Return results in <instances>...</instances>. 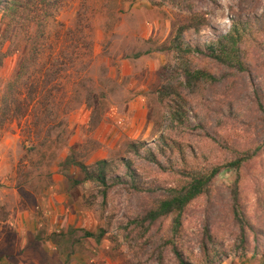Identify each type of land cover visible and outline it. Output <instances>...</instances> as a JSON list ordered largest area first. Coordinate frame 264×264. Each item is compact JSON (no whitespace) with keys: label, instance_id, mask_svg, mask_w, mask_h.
Wrapping results in <instances>:
<instances>
[{"label":"rangeland","instance_id":"rangeland-1","mask_svg":"<svg viewBox=\"0 0 264 264\" xmlns=\"http://www.w3.org/2000/svg\"><path fill=\"white\" fill-rule=\"evenodd\" d=\"M9 1L0 6V264H179L177 248L194 264H263L264 247L256 253L254 234L242 235L233 192L240 180L241 205L264 228V124L255 104L258 87L264 96V50L248 47L254 73L198 97L175 70L183 121L171 115L174 98H161L169 84L161 72L177 68L169 47L180 27L204 23L184 41L209 42L234 16L264 15V0H189L192 9L173 0ZM190 60L224 74L210 58ZM161 134L181 146L172 161L129 152ZM245 152L253 156L238 171L222 169L209 194L149 230L131 220L161 192L115 185L105 196L96 184L70 182L83 178L73 160L132 157L146 186L178 188L186 172L228 166ZM83 230L106 235L98 243Z\"/></svg>","mask_w":264,"mask_h":264},{"label":"trees","instance_id":"trees-1","mask_svg":"<svg viewBox=\"0 0 264 264\" xmlns=\"http://www.w3.org/2000/svg\"><path fill=\"white\" fill-rule=\"evenodd\" d=\"M9 2V0H0V6H4V4H8ZM172 2L179 7H189L192 9V4L189 0H173ZM203 27L204 23H193L180 27L169 47L178 60L177 68L179 67L180 71H178L177 68L170 70L168 67L162 70L161 74L166 77L169 84L161 92V98L168 99L173 97L174 101L179 105L175 107V110L171 111V115H174L173 120H184V114L181 113L184 112L183 105L180 103L185 102L182 93H179L176 86H174L175 77L172 76V73L175 70V72L182 75L184 78L181 85L187 89L191 95L198 97L205 89L213 92L217 87L222 86V81H228L234 78L238 73H254L253 63L247 58L248 47L255 44L264 50V40H262L264 39V15L256 14L255 16H249L247 18H244L243 15L234 16L231 28L225 34L219 35L209 42L198 41L194 45L185 43L184 35L186 32L193 29L194 33L200 35ZM193 56L212 59L224 67V74H215L203 69H196L190 60ZM255 104L257 105V111L260 113L264 124V96L261 87L256 89ZM232 105L231 102V110ZM175 150H182L181 146L169 136L161 134L159 140H157L154 145L135 142L131 145L129 152L135 155V159H147L152 163L163 166L164 163L162 159L168 158L169 161H172ZM252 156L253 154L251 152L246 153L244 156L236 158L235 162L228 166L216 165L208 170L202 171L186 170L188 171V173L186 172V184L178 188H165L159 185L154 188L146 186L147 183L143 181V178L137 171L134 165L135 159L132 157L124 158L120 163L103 159L97 161L93 165H86L73 160L72 164L79 169L83 178L71 177L70 182L72 186H79L83 183L96 184L104 189L105 196H107V190L115 185L132 186L134 189L144 192H161V197L154 207L148 210L141 218L131 220L132 224L141 226L147 225V229L149 230L159 220L169 217L170 215L178 213L180 217L192 202L211 192V183L222 169L231 168L238 171L243 161ZM239 181L240 180H237L234 185L233 192L235 217L241 226L243 236H246L247 230L254 234V239L257 242L256 253H261L260 251L264 247V228L252 224L245 213L240 202ZM83 231V238L94 239L98 243H101L106 235L104 230H102L101 233ZM71 235L69 236V233L61 232L57 237L63 236L65 238H71ZM51 239L57 242L56 238L54 239L51 237ZM74 242L75 240L73 244ZM175 255L179 264H194L186 257L184 252L178 248L175 250ZM262 258H264V250L262 252ZM262 263L264 264V260Z\"/></svg>","mask_w":264,"mask_h":264}]
</instances>
